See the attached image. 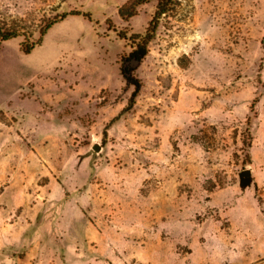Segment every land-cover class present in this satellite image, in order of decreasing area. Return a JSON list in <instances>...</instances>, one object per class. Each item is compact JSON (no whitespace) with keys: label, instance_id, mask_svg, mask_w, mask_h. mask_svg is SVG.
<instances>
[{"label":"rangeland","instance_id":"rangeland-1","mask_svg":"<svg viewBox=\"0 0 264 264\" xmlns=\"http://www.w3.org/2000/svg\"><path fill=\"white\" fill-rule=\"evenodd\" d=\"M129 1L0 0V264H264V0H179L128 108Z\"/></svg>","mask_w":264,"mask_h":264},{"label":"trees","instance_id":"trees-1","mask_svg":"<svg viewBox=\"0 0 264 264\" xmlns=\"http://www.w3.org/2000/svg\"><path fill=\"white\" fill-rule=\"evenodd\" d=\"M152 1L156 3L155 11L144 33H133L129 36L122 32H119L118 34L120 38L128 40L130 42L131 48V51L125 61L126 65L121 68L122 75L124 76L126 81L134 88L128 108L134 105L135 99L138 96L141 88L140 82L129 74L128 64L132 62H140L147 56L148 46L155 39L161 21L163 20V18L167 17L169 14L172 13V11L177 7L179 0H132L126 3L118 11V15L121 19H129L136 15L138 7L150 3ZM69 15L78 16L80 14L71 13ZM69 15L63 14L59 17V19H55L54 21L49 22L42 30H40V39H42L46 35L47 31L51 29L52 26L57 23V21H61ZM82 16L87 18L89 17L87 14H83ZM22 33L23 30L19 24L12 23L9 25L5 22L0 21V43L9 41L20 35H23ZM37 44V42L31 44H22V52L26 55L29 54ZM254 105L255 101L253 102L252 106Z\"/></svg>","mask_w":264,"mask_h":264},{"label":"water","instance_id":"water-1","mask_svg":"<svg viewBox=\"0 0 264 264\" xmlns=\"http://www.w3.org/2000/svg\"><path fill=\"white\" fill-rule=\"evenodd\" d=\"M94 149H95V150H98V147L95 146ZM241 175H242L243 177H249V176H250V171H248V170L243 171V172L241 173Z\"/></svg>","mask_w":264,"mask_h":264}]
</instances>
